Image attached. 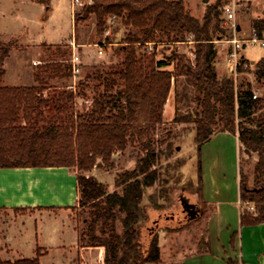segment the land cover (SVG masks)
<instances>
[{
  "label": "trees",
  "instance_id": "16d2710c",
  "mask_svg": "<svg viewBox=\"0 0 264 264\" xmlns=\"http://www.w3.org/2000/svg\"><path fill=\"white\" fill-rule=\"evenodd\" d=\"M48 9L51 0H32ZM73 15L76 28L94 17L96 32L104 33L107 21L120 20L123 38L119 51L122 62L97 76L102 91L97 92L88 109L75 111L74 94L67 88L58 96H44L50 81L60 80L69 65L59 63L33 76L29 87H5L4 63L11 44L0 40V169L68 168L76 171L80 211H87L86 230L78 233L85 248H103L102 264H160L159 232L177 233L195 220L176 227H162L150 222V212H164L167 198L161 179V160L172 155V143L151 139L163 124L164 107L173 80L184 78L195 94L196 112L187 117L175 115L174 123L192 124L193 143L197 151V190L201 198L200 150L213 136L237 137L239 153L255 157L247 175L238 165L239 221L241 227L264 224V95L255 97L250 83L242 81L236 89L231 77L217 79L215 40H232L231 32L220 27L223 0L209 6L202 21L193 18L184 0H83ZM254 31H264V19L253 23ZM191 39V62L185 56L157 61L145 47L160 43L182 44ZM172 62V71L164 70ZM238 73H249L264 90V59ZM65 63V62H64ZM49 108L52 115L45 111ZM137 141L145 153L131 171L122 173L115 190L107 193L103 184L92 176L94 169L108 168L115 152H124L129 142ZM166 144V145H165ZM163 145L165 147L163 148ZM180 160L172 171L184 166ZM160 187L156 194L150 190ZM156 194V196H155ZM251 205L249 211L245 205ZM25 211V210H17ZM1 212V210H0ZM160 216V215H159ZM179 223V222H178ZM180 224V223H179ZM197 253L210 248L206 234L197 244ZM41 250L35 258L0 264H39Z\"/></svg>",
  "mask_w": 264,
  "mask_h": 264
},
{
  "label": "rangeland",
  "instance_id": "374dc122",
  "mask_svg": "<svg viewBox=\"0 0 264 264\" xmlns=\"http://www.w3.org/2000/svg\"><path fill=\"white\" fill-rule=\"evenodd\" d=\"M81 1L83 4L85 3L83 0ZM216 1L184 0V4L193 18L202 21L206 9L214 5ZM222 6L234 7L236 30L227 29V32H231L232 39L240 42L250 39L254 31L253 23L255 21L264 19V0H223ZM80 8H72L71 0H51L48 9L34 3L32 0H0V40L11 44V50L4 68L6 77L3 86H6L9 81H18L19 78L33 79L35 74H44L46 67L56 63L72 67L73 51L81 59L78 75L74 79L72 69L70 73L65 72L60 80L49 82L44 95L58 96L64 90H68L69 87L75 95L81 93L84 95L82 98L75 99V107L72 109L81 112L89 108L95 94L102 91L100 81L96 79L97 76L122 62L119 47L124 34L120 20L117 19L108 20L106 29L101 35L96 32L94 17L75 28L72 11L75 14ZM220 19V27H222L223 13ZM228 42L225 39L215 40L214 42L217 53L214 62L217 79L219 80L224 76L231 77L236 89L242 81H245L251 84L256 97L264 95V90L255 84L251 74L242 73L237 78L232 76V49ZM70 43L75 45V49L71 48ZM91 45H101L103 55L98 56V49ZM78 46L80 47L78 48ZM242 46L245 48L238 50L237 56L246 60L251 66L264 59L263 47L251 43H243ZM192 47L193 44L189 43H160L155 47L149 45L145 48L149 52L153 50L156 60L167 61L175 56H185L193 62ZM174 66L175 62H172L168 70L172 71ZM17 83L19 84V81ZM166 105L163 113V124L156 129L151 141L155 148H157L156 143L163 141L172 143V155L167 160L162 158L160 171L161 179L166 181L163 188L168 196L166 200L162 198L158 200L157 198L158 204L166 205L165 210L161 213L151 211L150 222L158 219L162 227L173 229L186 223L185 213H183L180 206L182 198L191 204L200 205L201 202H199L197 190V151L193 143V125L173 122L175 115L180 118L196 112L194 91L184 78L173 80ZM47 112L50 115L54 114V111L50 108L45 111V115H47ZM165 145H163V148ZM144 154L141 145L132 140L124 152L113 154L112 163L108 168L94 169L87 176L95 178L97 182L104 185L107 193H112L115 190V182L118 177L126 171L133 170ZM180 160L185 162L184 166L172 171V166ZM215 161L213 166L214 184L223 187L230 185L232 176L231 146L220 153L218 161L216 159ZM255 161V157L249 159L240 152L235 169L240 164L242 172L247 175L248 172L251 173ZM202 172L203 165L201 161V185L203 183ZM217 172H220L219 176ZM235 172L237 173V171ZM210 180H212V177ZM159 190L160 187H156L150 190L148 194L154 192L157 194ZM20 217L19 214H2V219L6 221ZM68 218L69 222L63 215H52L43 219L40 240L43 246L48 247L47 249L56 247L59 236H63L65 243L69 244L70 236L68 234L71 233V226L75 227L77 233L86 230V222L89 221L87 211L75 209L69 214ZM203 222L192 223V225L177 233L167 234L160 231V264H175L179 257L196 249L198 240L204 232ZM25 228L27 229L25 234L18 233L11 228L9 230L11 239L8 242L12 247L21 249V255L24 257L31 245V238L29 237L33 236L34 233L33 225L26 223L24 230ZM79 244L81 245V243ZM40 253L42 254V252ZM49 254L45 264H54L56 260L61 259L53 250H50ZM12 257L10 256L9 259L11 260Z\"/></svg>",
  "mask_w": 264,
  "mask_h": 264
},
{
  "label": "crops",
  "instance_id": "0c3cea01",
  "mask_svg": "<svg viewBox=\"0 0 264 264\" xmlns=\"http://www.w3.org/2000/svg\"><path fill=\"white\" fill-rule=\"evenodd\" d=\"M101 45L91 46L98 49V54L102 50ZM102 55L103 53L98 54V56ZM241 60L246 61L242 58ZM79 61L81 65L80 58ZM5 64L6 60L4 68ZM168 68L164 70L170 71ZM231 74L234 75L233 62ZM239 75L241 73H238ZM5 77L6 73L2 85ZM24 79L19 78V84L18 81H9L5 87H29L35 84L32 78ZM166 106L165 104L164 108ZM228 146H231L232 176L231 184L223 187L214 184L213 166L216 162L215 159L218 161L219 154L226 151ZM238 156L237 137L230 134L215 135L202 146L200 154L203 165L202 200L200 205L196 204L200 214L196 222L204 221L203 233L207 236L210 250L207 253L198 254L197 249H193L190 253L179 257L175 264H264V224L255 227L240 226L238 167L235 169L238 164ZM76 174L74 169L68 168L0 169L1 261L15 262L33 259L39 249L42 252L39 264L46 263L50 250L55 251L56 255L61 258L54 264H102L103 248L81 246L75 227L71 226L70 228L69 244L65 243L63 236L57 238V245L54 248L47 249L48 247L43 246L40 242L42 223L45 217L63 215L69 222V214L73 208L77 207ZM217 174L219 176L220 172ZM209 176L212 177V180ZM17 210L25 211L17 212ZM6 213L19 214L21 217L6 221L2 219V214ZM26 223L33 225L34 233L29 237L31 245L24 257L21 255V249L12 247L8 242L11 239L9 230L12 228L18 233L25 234L27 232L26 228L24 230ZM23 249L25 250V247ZM10 256H13L11 260Z\"/></svg>",
  "mask_w": 264,
  "mask_h": 264
},
{
  "label": "built area",
  "instance_id": "2783aa9c",
  "mask_svg": "<svg viewBox=\"0 0 264 264\" xmlns=\"http://www.w3.org/2000/svg\"><path fill=\"white\" fill-rule=\"evenodd\" d=\"M83 2L81 0H71V6L72 8H76V7H83ZM73 12V11H72ZM74 15V12H73ZM223 16H224V20L222 23V28L223 29H230L232 31L236 30V27L234 25V7H225L223 9ZM227 24H229V26H227ZM191 39H188L189 44H191ZM231 46L232 49V62H233V67H234V78H236L238 76V68L242 66V68L244 70H246L249 66L247 63H243L241 64V58H238L237 54H238V50H240L241 48H243V43H251L253 45H259L260 47L264 48V31L257 34L255 31L252 32L251 37L249 40L245 41V42H240L236 39H232L231 41L228 42ZM70 46L72 49H75V45L73 43H70ZM99 55L102 54V50L99 51L98 53ZM191 56L193 57L194 60V56L191 54ZM191 61V60H190ZM71 69H72V74H73V78L75 79L76 76L79 73V69L78 67L80 66V61H79V57L78 55L72 51V60H71ZM256 96H254L253 98H255ZM240 203H239V207H240ZM245 207H247V209L249 211H252L253 208L251 205L246 204Z\"/></svg>",
  "mask_w": 264,
  "mask_h": 264
},
{
  "label": "water",
  "instance_id": "95a60500",
  "mask_svg": "<svg viewBox=\"0 0 264 264\" xmlns=\"http://www.w3.org/2000/svg\"><path fill=\"white\" fill-rule=\"evenodd\" d=\"M180 206L183 213L186 214L188 221L195 220L199 215V209L196 205L189 203L188 201L181 199Z\"/></svg>",
  "mask_w": 264,
  "mask_h": 264
},
{
  "label": "flooded vegetation",
  "instance_id": "af4514ba",
  "mask_svg": "<svg viewBox=\"0 0 264 264\" xmlns=\"http://www.w3.org/2000/svg\"><path fill=\"white\" fill-rule=\"evenodd\" d=\"M194 205H196V204H194ZM185 216H186V214H185ZM186 219H187V217H186Z\"/></svg>",
  "mask_w": 264,
  "mask_h": 264
}]
</instances>
